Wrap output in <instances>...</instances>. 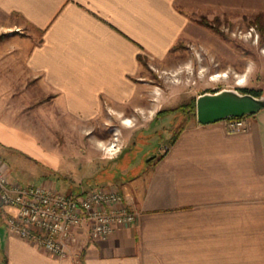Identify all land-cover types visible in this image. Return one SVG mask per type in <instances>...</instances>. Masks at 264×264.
<instances>
[{
  "label": "crops",
  "instance_id": "crops-1",
  "mask_svg": "<svg viewBox=\"0 0 264 264\" xmlns=\"http://www.w3.org/2000/svg\"><path fill=\"white\" fill-rule=\"evenodd\" d=\"M0 15L1 27L26 32L0 48V72L24 86L33 78L72 118L96 119L109 105L130 119L139 105L152 109L139 55L168 61L179 40L204 38L202 19L258 16L264 25V0H0ZM250 121L238 134L223 121L191 122L143 175L115 188L137 220L99 240L79 227L65 258L11 234L0 209V264H264V110ZM21 135L0 118V143Z\"/></svg>",
  "mask_w": 264,
  "mask_h": 264
},
{
  "label": "rangeland",
  "instance_id": "rangeland-1",
  "mask_svg": "<svg viewBox=\"0 0 264 264\" xmlns=\"http://www.w3.org/2000/svg\"><path fill=\"white\" fill-rule=\"evenodd\" d=\"M259 20L211 17L209 23L220 32L203 25L204 38L179 40L168 61L143 62L137 82L146 88L141 97L152 109L139 105L129 112L130 119L121 118L109 105L96 119L72 118L55 101L41 97L28 73L24 86L18 73L0 72V118L22 134L12 147L0 143V164L21 183L50 186L52 181L65 192L115 189L143 175L186 124L182 115H159L161 110L223 88L264 95V32ZM5 22L0 15V48L11 43L15 48L17 34L25 31L1 27ZM3 260L0 247V263Z\"/></svg>",
  "mask_w": 264,
  "mask_h": 264
},
{
  "label": "built area",
  "instance_id": "built-area-1",
  "mask_svg": "<svg viewBox=\"0 0 264 264\" xmlns=\"http://www.w3.org/2000/svg\"><path fill=\"white\" fill-rule=\"evenodd\" d=\"M222 121L229 134L250 129L249 116ZM0 209L5 211L6 228L11 234L60 258L69 255V245L79 242L76 229L85 224L90 226L92 239L99 240L137 220V213L118 190L98 188L67 193L45 184H25L13 179L2 164Z\"/></svg>",
  "mask_w": 264,
  "mask_h": 264
},
{
  "label": "water",
  "instance_id": "water-1",
  "mask_svg": "<svg viewBox=\"0 0 264 264\" xmlns=\"http://www.w3.org/2000/svg\"><path fill=\"white\" fill-rule=\"evenodd\" d=\"M264 110V95L255 96L236 88L206 91L196 97V120L202 125L227 118L252 116Z\"/></svg>",
  "mask_w": 264,
  "mask_h": 264
},
{
  "label": "trees",
  "instance_id": "trees-1",
  "mask_svg": "<svg viewBox=\"0 0 264 264\" xmlns=\"http://www.w3.org/2000/svg\"><path fill=\"white\" fill-rule=\"evenodd\" d=\"M201 23L203 25L213 29L216 32H220L217 29V27H214L211 23H209V21L207 19H202ZM259 26H260V29L264 32V25L261 23L260 20H259ZM175 46H173L171 51H173L175 49ZM139 61L141 62V64L143 62L147 63V58H145L143 55H139ZM215 91H218V90H213L212 92H215ZM241 91L243 93H251L255 96H261L262 95L260 92H257V91H249V90H241ZM171 113L176 114V115H182L186 120V124L182 128H179V130L171 138L170 146H173L176 143L179 136L181 135V133L186 129L188 123L196 120V98L193 101L188 102V103H183L176 108L161 110L159 112V115H165V114H171ZM161 157L162 156H160V158Z\"/></svg>",
  "mask_w": 264,
  "mask_h": 264
},
{
  "label": "bare ground",
  "instance_id": "bare-ground-1",
  "mask_svg": "<svg viewBox=\"0 0 264 264\" xmlns=\"http://www.w3.org/2000/svg\"><path fill=\"white\" fill-rule=\"evenodd\" d=\"M218 76H222L221 74L220 75H218ZM243 83H244V81H242ZM123 123L127 126V127H131V125H130V121H123Z\"/></svg>",
  "mask_w": 264,
  "mask_h": 264
}]
</instances>
